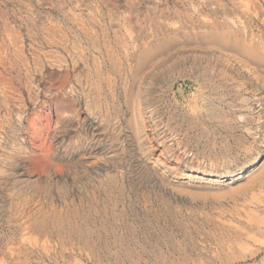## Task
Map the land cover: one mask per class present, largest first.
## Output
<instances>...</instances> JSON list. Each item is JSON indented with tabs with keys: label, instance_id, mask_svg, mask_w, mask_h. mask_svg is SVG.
<instances>
[{
	"label": "rangeland",
	"instance_id": "rangeland-1",
	"mask_svg": "<svg viewBox=\"0 0 264 264\" xmlns=\"http://www.w3.org/2000/svg\"><path fill=\"white\" fill-rule=\"evenodd\" d=\"M107 1L0 0V264H260L264 185L261 198L250 193L224 204L190 191L209 185L213 172L232 177L253 160L263 161L264 60L249 63L252 56H227L213 47L184 51L181 36L144 59L139 52L156 38L146 18L152 11L170 34L179 33L182 19L193 18L200 30L230 25L239 39L256 40L264 50V0ZM179 12L182 17H176ZM134 14L139 19L132 23ZM228 176L213 182L227 183ZM246 209L257 210L261 225L244 235L248 225L239 212ZM224 225L234 238L222 234Z\"/></svg>",
	"mask_w": 264,
	"mask_h": 264
},
{
	"label": "bare ground",
	"instance_id": "bare-ground-1",
	"mask_svg": "<svg viewBox=\"0 0 264 264\" xmlns=\"http://www.w3.org/2000/svg\"><path fill=\"white\" fill-rule=\"evenodd\" d=\"M86 1V0H85ZM88 1V0H87ZM99 1V0H98ZM112 1V0H111ZM128 1V0H127ZM140 1V0H139ZM142 1V0H141ZM140 1V2H141ZM206 1V0H205ZM22 2V1H21ZM25 2V1H24ZM28 2V1H27ZM26 2V3H27ZM61 2V1H60ZM81 2V1H80ZM107 2H109V0L107 1ZM113 2H115V0L113 1ZM118 2V1H117ZM129 2H131V0H129ZM139 2V3H140ZM144 2V1H143ZM147 2V1H146ZM163 2V1H162ZM166 2V1H165ZM217 2V1H216ZM224 2V1H223ZM232 2V1H231ZM245 2V1H244ZM33 3V2H32ZM47 3V2H46ZM75 3V2H74ZM78 3V2H77ZM85 3V2H84ZM112 3V2H111ZM168 3V2H167ZM203 3H204V1H203ZM2 4V3H1ZM45 4V3H44ZM70 4V3H69ZM79 4V3H78ZM88 4V3H87ZM100 4V3H99ZM114 4V3H113ZM138 4V3H137ZM161 4V3H160ZM159 4V5H160ZM164 4V3H163ZM178 4V3H177ZM187 4V3H186ZM193 4V3H192ZM191 4V5H192ZM10 5V4H9ZM59 5V4H58ZM104 5V4H103ZM128 5H130V4H128ZM127 5V7H129ZM136 5V4H135ZM169 5V4H168ZM208 5V4H207ZM220 5H221V7H223V5L224 4H222V3H220ZM238 5V4H237ZM2 6V5H1ZM11 7H12V5H10ZM26 6V5H25ZM57 6V5H56ZM134 6V5H133ZM140 6V5H139ZM155 6H156V4H155ZM167 6V5H166ZM217 6V5H216ZM225 7H226V5H224ZM247 6V5H246ZM7 7H8V5H7ZM79 7V6H78ZM96 7V6H95ZM98 7V6H97ZM153 7V6H152ZM157 7V6H156ZM159 7V6H158ZM179 7V6H178ZM200 7H201V5H200ZM232 7V6H231ZM22 8V7H21ZM26 8V7H25ZM29 8V7H28ZM39 8V7H38ZM48 8V7H47ZM140 8V7H139ZM161 8H163V7H161ZM165 8V7H164ZM177 8V7H176ZM193 8V7H192ZM220 8V7H219ZM3 9V8H2ZM42 9V8H41ZM62 9V8H61ZM67 9V8H66ZM138 9V8H137ZM145 9V8H144ZM147 9V8H146ZM167 9V8H166ZM230 9V8H229ZM53 10V9H52ZM57 10V9H56ZM60 10V9H59ZM129 10V9H128ZM150 10H152V9H150ZM172 10V9H171ZM174 10V9H173ZM213 10V9H212ZM7 11V10H6ZM118 11V10H117ZM138 11V10H137ZM158 11H159V9H158ZM182 11V10H181ZM192 11V10H191ZM220 11V10H219ZM229 11V10H228ZM35 12H36V10H35ZM145 12V11H144ZM168 12V11H167ZM175 12V11H174ZM229 12H231V11H229ZM25 13V12H24ZM119 13V12H118ZM128 13V12H127ZM161 13V12H160ZM171 13V12H170ZM173 13V12H172ZM196 13H198V12H196ZM208 13H209V11H208ZM222 13V12H221ZM10 14V13H9ZM21 14V13H20ZM45 14H47V13H45ZM56 14V13H55ZM58 14V13H57ZM84 14V13H83ZM137 14H139V13H137ZM145 14V13H144ZM209 14H211V13H209ZM220 14V13H219ZM238 14V13H237ZM31 15V14H30ZM37 15V14H36ZM81 15V14H80ZM79 15V16H80ZM130 16H131V14H129ZM143 15V14H142ZM176 15V17H182L181 15H180V12L177 14H175ZM185 15V14H184ZM204 15V14H203ZM233 15V14H232ZM44 16V15H43ZM42 16V17H43ZM56 16V15H55ZM117 16V15H116ZM164 16V15H163ZM212 16V15H211ZM216 16V15H215ZM240 16V15H239ZM262 16V15H261ZM41 17V18H42ZM76 17V16H75ZM114 17V16H113ZM161 16H157V13H156V11H152V15H150V16H148V17H146V18H148V21L151 23V25H152V27H153V30H154V36L156 37L154 40H152L150 43H149V47H148V49H146L147 51L145 52V50L144 51H141V52H139V56H140V58L141 59H144L148 54H151V53H155V52H158V51H160L161 49H164V48H167V47H169V46H171L172 45V43L173 42H175L177 39H179L178 38V36H181V38L183 39V40H179V46H181V47H179L180 49H182V50H184L185 51V49L186 48H189V49H192V50H194L195 49V51H196V49L198 48V49H202L203 51H208V52H210L209 50H210V48L211 47H213V48H215V49H217V50H219L220 51V53L222 52V53H224V54H226L227 56L229 55V54H231V55H233L234 53L235 54H239V55H244V56H247L248 57V55L249 56H252V58L251 57H248V58H250V59H247L246 58V61L247 62H258V61H260V60H264V50L261 48V46L262 45H258V44H256V45H254V43L256 42V40H255V42H253V44H251V43H247V42H245V41H243L242 39H239L240 37H241V34H239V31L238 32H236V30L234 29V27H232V26H223V25H220L218 28H216V27H210L209 25L208 26H206V28L204 29V30H200V28L198 27V25L193 21V18L191 19V18H186V20H184V19H182V21H183V28L180 30L179 28H178V30H180L179 31V33H176V35L175 34H170L169 32H167L166 31V29H165V27L159 22V18H160ZM166 17V16H165ZM209 17V16H208ZM237 17V16H236ZM2 18V17H1ZM8 18V17H7ZM35 18V17H34ZM90 18H92V17H90ZM118 18V17H117ZM130 19H131V21H132V23L133 22H137L138 21V19H139V17L137 16V15H132V17H129ZM201 18V17H200ZM210 18V17H209ZM220 18V17H219ZM232 18V17H231ZM253 18V17H252ZM25 19V18H24ZM62 19V18H61ZM143 19V18H142ZM179 19V18H178ZM243 19V18H242ZM8 20V19H7ZM79 20V19H78ZM115 20H116V18H115ZM118 20V19H117ZM128 20V19H127ZM166 20V19H165ZM181 20V19H180ZM196 20V19H195ZM221 20V19H220ZM248 20V19H247ZM256 20V19H255ZM4 21V20H3ZM14 21V20H13ZM12 21V22H13ZM35 21V20H34ZM109 21V20H108ZM120 21V20H119ZM161 21V20H160ZM198 21H199V19H198ZM203 21V20H202ZM228 21V20H227ZM7 22V21H6ZM39 22V21H38ZM51 22V21H50ZM96 22V21H95ZM127 22V21H126ZM130 22V21H129ZM140 22V21H139ZM204 22V21H203ZM211 22H212V20H211ZM214 22V21H213ZM249 22V21H248ZM260 22V21H259ZM1 23V22H0ZM25 23V22H24ZM144 23V22H143ZM168 23V22H167ZM205 23H208V22H206L205 21ZM170 24V23H169ZM214 24V23H213ZM234 24V23H233ZM245 24V23H244ZM244 24H242V25H244ZM262 24V23H261ZM17 25V24H16ZM26 25V24H25ZM50 25V24H49ZM81 25V24H80ZM140 25V24H139ZM142 25V24H141ZM241 25V24H240ZM132 26V25H131ZM212 26V25H211ZM245 26V25H244ZM260 26V25H259ZM263 26V28H264V25H262ZM9 27V26H8ZM28 27V26H27ZM68 27V26H67ZM105 27V26H104ZM110 27V26H109ZM151 27V28H152ZM240 27V26H239ZM252 27V26H251ZM43 28V27H42ZM125 28H126V26H125ZM237 28V27H236ZM16 29V28H15ZM82 29V28H81ZM108 29V28H107ZM138 29V28H137ZM169 29V28H168ZM247 29V28H246ZM5 30V29H4ZM13 30V29H12ZM20 30V29H19ZM43 30V29H42ZM103 30V29H102ZM129 30H130V27H129ZM245 30V29H244ZM262 30V29H261ZM24 31V30H23ZM64 31V30H63ZM80 31V30H79ZM135 31V30H134ZM248 31V30H247ZM246 31V32H247ZM15 32V31H14ZM41 32V31H40ZM136 32V31H135ZM141 32V31H140ZM174 32V31H173ZM245 32V31H244ZM250 32V31H249ZM45 33V32H44ZM137 33V32H136ZM175 33V32H174ZM254 33V32H253ZM6 34V33H5ZM39 34V33H38ZM49 34V33H48ZM53 34V33H52ZM62 34V33H61ZM68 34V33H67ZM88 34V33H87ZM100 34V33H99ZM126 34H127V32H126ZM247 34V33H246ZM62 35H64V34H62ZM93 35V34H92ZM112 35V34H111ZM147 35V34H146ZM243 35H245V34H243ZM4 36V35H3ZM40 36V35H39ZM49 36H51V34L49 35ZM65 36V35H64ZM71 36V35H70ZM114 36V35H113ZM120 36V35H119ZM118 36V37H119ZM247 36H248V34H247ZM14 37V36H13ZM55 37V36H54ZM121 37H122V35H121ZM8 38H10V37H8ZM7 38V39H8ZM36 38V37H35ZM43 38V37H42ZM59 38H61V37H59ZM106 38H107V36H106ZM144 38V37H143ZM250 39H251V37H249ZM264 38V37H263ZM99 39V38H98ZM124 39V38H123ZM134 39V38H133ZM148 39V38H147ZM244 39V38H243ZM9 40V39H8ZM74 40V39H73ZM109 40V39H108ZM114 40V39H113ZM130 40V39H129ZM247 40V39H246ZM35 41V40H34ZM64 41V40H63ZM97 41V40H96ZM105 41H106V39H105ZM122 41V40H121ZM142 41V40H141ZM36 42V41H35ZM66 42V41H65ZM125 42V41H124ZM149 42V41H148ZM249 42V41H248ZM33 43V42H32ZM46 43V42H45ZM92 43V42H91ZM122 43V42H121ZM258 43V42H257ZM128 44V43H127ZM135 44V43H134ZM143 44V43H142ZM147 44V43H146ZM62 45V44H61ZM126 45V44H125ZM73 46V45H72ZM109 46V45H108ZM127 46V45H126ZM132 46V45H131ZM135 46V45H134ZM145 46V45H144ZM264 46V45H263ZM121 47V46H120ZM77 48V47H76ZM104 48V47H103ZM128 48H130V47H128ZM139 48V47H138ZM171 48V47H170ZM121 49V48H120ZM135 49V48H134ZM172 49V48H171ZM102 50V49H101ZM138 50V49H137ZM167 50H169V49H167ZM105 51V50H104ZM113 51V50H112ZM121 51V50H120ZM125 51V50H124ZM170 51V50H169ZM190 51V50H189ZM81 52V51H80ZM165 52V51H164ZM181 52V51H180ZM125 53H127V51H125ZM185 53V52H184ZM221 53V54H222ZM109 54H110V51H109ZM131 54V53H130ZM166 54V53H165ZM177 54V53H176ZM189 54V53H188ZM198 54V53H197ZM205 54V56H207L206 55V53H204ZM210 54V53H209ZM75 55V54H74ZM133 55V54H132ZM194 55V54H193ZM72 56V55H71ZM78 56V55H77ZM108 56V55H107ZM120 56V55H119ZM190 56V55H189ZM197 56V55H196ZM214 56V55H213ZM80 58H81V55L79 56ZM127 57V56H126ZM125 57V58H126ZM160 57V56H159ZM241 57V56H240ZM71 58V57H70ZM69 58V59H70ZM103 58H104V56H103ZM111 58V57H110ZM114 58V57H113ZM229 58V57H228ZM65 59V58H64ZM63 59V60H64ZM90 59V58H89ZM112 59V58H111ZM133 59H135L134 57H133ZM132 59V60H133ZM151 59V58H150ZM149 59V60H150ZM172 59H173V57H172ZM216 59V58H215ZM8 60V59H7ZM62 60V61H63ZM76 60V59H75ZM84 60V59H83ZM94 60H95V57H94ZM108 60V59H107ZM174 60V59H173ZM5 61V60H4ZM136 61V60H135ZM134 61V62H135ZM151 61H155V60H152L151 59ZM159 61H160V59H159ZM73 62V61H72ZM94 62V61H93ZM169 62V61H168ZM187 62V61H186ZM196 62V61H195ZM206 62V61H205ZM225 62H226V59H225ZM2 63V62H1ZM83 63V62H82ZM99 63V62H98ZM110 63H112V62H110ZM158 63V62H157ZM229 63V62H228ZM244 63V62H243ZM248 63V64H249ZM3 64H4V62H3ZM130 64V63H129ZM176 64V63H175ZM5 65V64H4ZM9 65V64H8ZM76 65V64H75ZM92 65V64H91ZM131 65V64H130ZM133 65V64H132ZM246 65V64H245ZM251 65V64H250ZM253 65H255V64H253ZM10 66V65H9ZM62 66V65H61ZM99 66V65H98ZM154 66V65H153ZM158 66V65H157ZM170 66V65H169ZM173 66V65H172ZM259 66V65H258ZM3 67V66H2ZM54 67V66H53ZM113 67V66H112ZM152 67V66H151ZM159 67V66H158ZM158 67H157V69H158ZM165 67V66H164ZM12 68V67H11ZM89 68H90V66H89ZM134 68V67H133ZM148 68V67H147ZM160 68V67H159ZM171 68V67H170ZM174 68V67H173ZM177 68V67H176ZM263 68V67H262ZM13 69V68H12ZM14 69H15V67H14ZM49 69V68H48ZM50 69H51V67H50ZM130 69V68H129ZM136 69V68H135ZM175 69V68H174ZM196 69V68H195ZM213 69V68H212ZM251 69V68H250ZM6 70V69H5ZM45 70V69H44ZM76 70V69H75ZM93 70V69H92ZM99 70V69H98ZM151 70V69H150ZM237 70V69H236ZM41 71H43V70H41ZM50 71V70H49ZM77 71V70H76ZM75 71V72H76ZM100 71V70H99ZM131 71V70H130ZM146 71V70H145ZM194 71V70H193ZM6 72V71H5ZM58 72V71H57ZM74 72V71H73ZM107 72V71H106ZM140 72V71H139ZM160 72V71H159ZM178 72V71H177ZM204 72V71H203ZM262 72V71H261ZM53 73V72H52ZM55 73V72H54ZM85 73V72H84ZM98 73V72H97ZM141 73V72H140ZM166 73L169 75V72H167L166 71ZM236 73V72H235ZM15 74V73H14ZM49 74H51L50 72H49ZM57 74V73H56ZM78 74V73H77ZM201 74V73H200ZM2 75V74H1ZM4 75V74H3ZM151 75V74H150ZM157 75V74H156ZM178 75V74H177ZM52 76V75H51ZM57 76V75H56ZM65 76V75H64ZM70 76V75H69ZM80 76V75H79ZM128 76V75H127ZM132 76V75H131ZM160 76V75H159ZM251 76V75H250ZM42 77V76H41ZM44 77V76H43ZM46 77V76H45ZM133 77V76H132ZM249 77V76H248ZM253 77V76H252ZM263 77V76H262ZM61 78V77H60ZM65 78V77H64ZM63 78V79H64ZM122 78V77H121ZM173 78V77H172ZM176 78V77H175ZM186 78V77H185ZM20 79V78H19ZM35 79V78H34ZM42 79H44V78H42ZM55 79H57V77H55ZM62 79V80H63ZM108 79V78H107ZM139 79H140V77H139ZM146 79H148V78H146ZM163 79V78H162ZM168 79V78H167ZM210 79V78H209ZM38 80V79H37ZM69 80H70V78H69ZM89 80V79H88ZM91 80V79H90ZM96 80H97V78H96ZM124 80V79H123ZM122 80V81H123ZM138 80V79H137ZM142 80V79H141ZM150 80V79H149ZM165 80V79H164ZM197 80V79H196ZM13 81V80H12ZM20 81V80H19ZM148 81V80H147ZM157 81H158V79H157ZM2 82V81H1ZM5 82V81H4ZM58 81H56L55 82V84L57 83ZM60 82V81H59ZM58 82V83H59ZM64 82V81H63ZM100 82V81H99ZM188 82V81H187ZM39 83V82H38ZM42 83V82H41ZM53 83V82H52ZM51 83V84H52ZM127 83V82H126ZM157 83V82H156ZM202 83V82H201ZM44 84V83H43ZM54 84V83H53ZM52 84V86H55V84L53 85ZM60 84V83H59ZM62 84V83H61ZM61 84L59 85V86H61ZM68 84V83H67ZM151 84V83H150ZM165 84V83H164ZM173 84V83H172ZM217 84H218V82H217ZM45 85V84H44ZM49 84H47V86H48ZM72 85V84H71ZM109 85V84H108ZM129 85V84H128ZM201 85V84H200ZM212 85V84H211ZM220 85V84H219ZM33 86V85H32ZM39 86V85H38ZM46 86V85H45ZM44 86V87H45ZM57 86V85H56ZM144 86V85H143ZM182 86V85H181ZM188 86V85H187ZM262 86V85H261ZM10 87V86H9ZM114 87V86H113ZM129 87V86H128ZM148 87V86H147ZM209 87V86H208ZM47 88V87H46ZM59 88V87H58ZM67 88V87H66ZM138 88V87H137ZM158 88V87H157ZM211 88V87H210ZM5 89V88H4ZM19 89V88H18ZM37 89V88H36ZM127 89V88H126ZM169 89V88H168ZM192 89V88H191ZM219 89V88H218ZM8 90V89H7ZM14 90V89H13ZM31 90V89H30ZM47 90V89H46ZM52 90V89H51ZM125 90V89H124ZM187 90H189V89H187ZM146 91V90H145ZM153 91V90H152ZM171 91V90H170ZM33 92V91H32ZM142 92V91H141ZM215 92V91H214ZM213 92V93H214ZM5 93H7V91L5 92ZM45 93H47L46 91H45ZM203 93V92H202ZM211 93V92H210ZM212 93V94H213ZM63 94H66L65 92L63 93ZM75 94V93H74ZM141 94V93H140ZM167 94V93H166ZM206 94V93H205ZM257 94V93H256ZM33 95V94H32ZM38 95V94H37ZM52 95V94H51ZM58 95H60L59 97H62L61 96V94H58ZM58 95L56 96V97H58ZM125 95V94H124ZM202 95H204V94H202ZM214 95V94H213ZM263 95V94H262ZM71 96V95H70ZM69 96V97H70ZM74 96V95H73ZM136 96V95H135ZM141 96H142V94H141ZM5 97V96H4ZM36 97V96H35ZM55 97V96H54ZM166 97V96H165ZM8 98V97H7ZM30 98V97H29ZM37 98V97H36ZM158 98V97H157ZM169 98V97H168ZM250 98V97H249ZM18 99V98H17ZM16 99V100H17ZM64 99V98H63ZM81 99V98H80ZM136 99V98H135ZM146 99V98H145ZM173 99V98H172ZM258 99V98H257ZM26 100V99H25ZM53 100H54V98H53ZM59 100V99H58ZM66 100V99H65ZM137 100V99H136ZM135 100V101H136ZM156 100V99H155ZM249 100V99H248ZM252 100V99H251ZM28 101V100H27ZM50 101V100H49ZM56 101V100H55ZM61 101H64V100H62V98H61ZM69 101V100H68ZM81 101V100H80ZM79 101V102H80ZM151 101V100H150ZM168 101V100H167ZM20 102V101H19ZM24 102V101H23ZM37 102V101H36ZM54 102V101H53ZM67 102V101H66ZM146 102V101H145ZM164 102V101H163ZM213 102V101H212ZM246 102H247V100H246ZM245 102V103H246ZM263 102V101H262ZM21 103V102H20ZM56 103V102H55ZM60 103V102H59ZM63 103V102H62ZM64 103H65V101H64ZM68 103V102H67ZM71 103H73V102H71ZM162 103V102H161ZM206 103V102H205ZM248 103H249V101H248ZM34 104V103H33ZM57 104V103H56ZM61 104V103H60ZM145 104V103H144ZM148 104V103H147ZM167 104V103H166ZM20 105V104H19ZM24 105V104H23ZM30 105V104H29ZM65 105V107H66V103L64 104ZM71 105V104H70ZM69 105V106H70ZM88 105V104H87ZM87 105H86V108H87ZM134 105V104H133ZM137 105V104H136ZM162 105V104H161ZM254 105V104H253ZM63 106V105H62ZM61 106V107H62ZM180 106H181V104H180ZM204 106V105H203ZM211 106V105H210ZM262 106H264V102H263V105ZM21 107V106H20ZM37 107V106H36ZM42 107V106H41ZM55 107H58V106H55ZM64 107V106H63ZM65 107H64V109H65ZM68 107V106H67ZM73 108H74V106H72ZM161 107V106H160ZM212 107V106H211ZM238 107V106H237ZM22 108V107H21ZM73 108H72V110H73ZM181 108V107H180ZM197 108V107H196ZM216 108V107H215ZM226 108V107H225ZM252 108V107H251ZM34 109H35V107H34ZM38 109H39V107H38ZM56 109V108H55ZM58 109H60L59 107H58ZM62 110H63V108H61ZM133 109H135V108H133ZM139 109V108H138ZM142 109H144V108H142ZM153 109V108H152ZM246 109H247V107H246ZM21 110V109H20ZM30 110V109H29ZM62 110H58V112L57 113H59V112H61ZM68 111H66V112H72L71 111V108L70 109H67ZM75 110V109H74ZM74 110H73V112H74ZM149 110V109H148ZM157 110V109H156ZM232 110V109H231ZM239 110V109H238ZM139 111V110H138ZM166 111H168V110H166ZM169 111H171V110H169ZM255 111V110H254ZM66 112H65V114H66ZM90 112V111H89ZM154 112V111H153ZM156 112V111H155ZM206 112V111H205ZM222 112V111H221ZM256 112V111H255ZM76 113V112H75ZM139 113V112H138ZM141 113V112H140ZM151 113V112H150ZM190 113V112H189ZM193 113H195V112H193ZM200 113V112H199ZM56 114V113H55ZM60 114V113H59ZM63 114V113H62ZM135 114H136V112H135ZM186 114H188V112L186 113ZM235 114V113H234ZM57 115V114H56ZM77 115V114H76ZM180 115V114H179ZM198 115V114H197ZM232 115V114H231ZM257 115V114H256ZM20 116V115H19ZM60 116V115H59ZM135 116V115H134ZM142 116V115H141ZM204 116V115H203ZM206 116V115H205ZM204 116V117H205ZM94 117V116H93ZM150 117V116H149ZM262 117L264 118V112H263V115H262ZM66 118V117H65ZM146 118V117H145ZM210 118H212V117H210ZM241 118V117H240ZM63 119V118H62ZM78 119V118H77ZM140 119V118H139ZM185 119H186V117H185ZM242 119V118H241ZM255 119H257L256 117H255ZM20 120V119H19ZM74 120V119H73ZM85 120H87V119H85ZM143 120V119H142ZM146 120V119H145ZM70 121H71V119H70ZM95 121V120H94ZM136 121V120H135ZM218 121V120H217ZM21 122V121H20ZM27 122V121H26ZM60 122V121H59ZM85 122V121H84ZM91 122V121H90ZM146 122H148V121H146ZM201 122H203V121H201ZM206 122V121H205ZM242 122V121H241ZM262 122V121H261ZM61 123V122H60ZM64 123H65V120H64ZM76 123V122H75ZM140 123V122H139ZM92 124V123H91ZM94 124V123H93ZM171 124V123H170ZM199 124V123H198ZM203 124V123H202ZM260 124V123H259ZM16 125V124H15ZM73 125V124H72ZM69 126V125H68ZM67 126V127H68ZM89 126V125H88ZM137 126V125H136ZM136 126H135V128H136ZM75 127V126H74ZM142 127V126H141ZM163 127V126H162ZM184 127V126H183ZM208 127V126H207ZM212 127V126H211ZM216 127V126H215ZM62 128V127H61ZM72 128V127H71ZM92 128H93V126H92ZM140 128V127H139ZM213 128V127H212ZM91 129V128H90ZM141 129V128H140ZM145 129V128H144ZM197 129V128H196ZM226 129V128H225ZM231 129V128H230ZM186 130V129H185ZM210 130V129H209ZM144 131V130H143ZM164 131V130H163ZM212 131H214V130H212ZM240 131V130H239ZM242 131V130H241ZM254 131V130H253ZM256 131V130H255ZM17 132V131H16ZM199 132H201V131H199ZM218 132H219V130H218ZM23 133V132H22ZM139 133V132H138ZM195 133V132H194ZM212 133V132H211ZM258 133V132H257ZM146 134V133H145ZM251 134V133H250ZM254 133H252V135H253ZM12 135V134H11ZM15 135V134H14ZM60 135V134H59ZM164 135H165V133H164ZM196 135V134H195ZM245 135V134H244ZM261 136L260 137H262V139H261V142L263 143L264 142V131H262L261 132V134H260ZM24 137H26L25 135H23ZM213 136V135H212ZM235 136V135H234ZM253 136H255V135H253ZM257 136V135H256ZM7 137H9V136H7ZM59 137V136H58ZM168 137V136H167ZM211 137V136H210ZM216 137V136H215ZM238 137V136H237ZM15 138V137H14ZM13 138V139H14ZM62 138V137H61ZM163 138V137H162ZM169 138H170V136H169ZM184 138V137H183ZM213 138V137H212ZM211 138V139H212ZM174 139V138H173ZM248 139V138H247ZM256 139V138H255ZM22 140V139H21ZM61 140V139H60ZM166 140V139H165ZM225 140V139H224ZM241 140H243V139H241ZM8 141V140H7ZM13 141V140H12ZM66 141V140H65ZM246 141V140H245ZM164 142V141H163ZM166 142V141H165ZM185 142H186V140H185ZM193 142H195V141H193ZM252 142V141H251ZM251 142H250V144H251ZM259 142V141H258ZM152 143V142H151ZM167 143V142H166ZM210 143V142H209ZM25 144V143H24ZM28 144V143H27ZM60 144V143H59ZM183 144V143H182ZM187 144V143H186ZM226 144V143H225ZM237 144H240V143H238L237 142ZM257 144V143H256ZM19 145V144H18ZM58 145V144H57ZM162 145V144H161ZM228 145V144H227ZM242 145V144H241ZM9 146V145H8ZM167 146V145H166ZM234 146V145H233ZM163 147V146H162ZM199 147V146H198ZM259 147V146H258ZM147 148H149V147H147ZM152 148H153V146H152ZM155 149H156V147H154ZM169 148V147H168ZM260 148V147H259ZM23 149V148H22ZM21 149V150H22ZM70 149V148H69ZM68 149V150H69ZM88 149V148H87ZM144 149V148H143ZM172 149V148H171ZM199 149V148H198ZM211 149V148H210ZM235 149V148H234ZM24 150V149H23ZM67 150V151H68ZM99 150V149H98ZM165 150V149H164ZM179 150V149H178ZM200 150V149H199ZM218 150V149H217ZM260 151H261V149H259ZM86 151V150H85ZM233 151V150H232ZM250 151H252L251 149H250ZM22 152H24V151H22ZM28 152H30V151H28ZM65 152V151H64ZM74 152V151H73ZM87 152V151H86ZM85 152V153H86ZM111 152V151H110ZM148 152V151H147ZM164 152V151H163ZM171 152V151H170ZM173 152V151H172ZM196 152V151H195ZM61 153V152H60ZM63 153V152H62ZM76 153V152H75ZM154 153V152H153ZM177 153H179V152H177ZM255 153V152H254ZM18 154V153H17ZM82 154V153H81ZM80 154V155H81ZM96 154V153H95ZM98 154V153H97ZM201 154V153H200ZM25 155V154H24ZM69 155V154H68ZM67 155V156H68ZM87 155V154H86ZM93 155V154H92ZM144 155V154H143ZM174 155V154H173ZM240 155V154H239ZM252 156H253V154H251ZM257 155V154H256ZM64 156V155H63ZM91 156V155H90ZM200 156V155H199ZM235 156V155H234ZM245 156V155H244ZM15 157V156H14ZM62 157V156H61ZM66 157V156H65ZM75 157V156H74ZM84 157H85V154H84ZM89 157V156H88ZM102 157V156H101ZM100 157V158H101ZM167 157V156H166ZM173 157V156H172ZM178 157V156H177ZM184 157V156H183ZM186 157H188V156H186ZM190 157V156H189ZM259 157V156H258ZM19 158V157H18ZM64 158V157H63ZM91 158H92V156H91ZM95 158V157H94ZM103 158V157H102ZM231 158V157H230ZM248 158V157H247ZM246 158V159H247ZM250 158V157H249ZM263 158V157H262ZM69 159V158H68ZM79 159H81L80 157H79ZM78 159V160H79ZM87 159V158H86ZM89 159V158H88ZM97 159V158H96ZM95 159V160H96ZM157 159V158H156ZM174 159V158H173ZM185 159V158H184ZM239 159V158H238ZM237 159V160H238ZM258 159V158H257ZM257 159H255V160H253L252 161V163L249 165V166H247V165H245V167H242V168H240L239 170H237V174L236 175H233L232 177H229L228 176V174L227 175H225L222 171L221 172H213V173H211V174H209V176L210 175H215L214 177H216V178H214V180L213 181H220V180H225V179H223V178H226L227 176H228V182L227 183H225V182H222V183H220V184H217L216 185V183L214 184V182L213 181H211L210 182V184L209 185H207V184H205V185H201L200 187H193L192 189L194 190L193 192H191L190 191V193L193 195V196H195L196 198H198V199H201V200H203V201H205V202H209V203H215V202H217V203H223L224 201H226V200H236L237 198H240V196H245V197H247L250 193H252V195H250L249 197H251V199H256V198H261V197H263L262 196V188H263V185H264V159H263V161L262 162H257ZM25 160V159H24ZM99 160V159H98ZM138 160V159H137ZM136 160V161H137ZM158 160V159H157ZM176 160V159H175ZM197 160V159H196ZM202 160V159H201ZM229 160V159H228ZM260 160V159H259ZM20 161V160H19ZM26 161H28V160H26ZM88 161V160H87ZM92 161H94L93 159H92ZM134 161V160H133ZM184 161V160H183ZM185 161H187V159H185ZM191 161V160H190ZM30 162V161H29ZM95 162V161H94ZM94 162H92L91 163V161L89 162V164H93ZM99 162H103V161H99ZM157 162V161H156ZM182 162V161H181ZM200 162V161H199ZM208 162V161H207ZM234 162V161H233ZM238 162V161H237ZM239 162H240V160H239ZM26 163H28V162H26ZM74 163V162H73ZM76 163V162H75ZM78 163H80V162H78ZM83 163V162H82ZM85 163V162H84ZM96 164H94V165H97L98 163L97 162H95ZM137 163V162H136ZM180 163V162H179ZM25 164V163H24ZM23 164V165H24ZM88 164V165H89ZM103 164H105V162L103 163ZM107 164V163H106ZM151 164V163H150ZM202 164V163H201ZM223 164V163H222ZM229 164V163H228ZM238 163H236V165H237ZM242 164V163H241ZM29 165V164H28ZM78 165V164H77ZM141 165H142V163H141ZM144 165V164H143ZM185 165V164H184ZM188 165V164H187ZM231 165H233V164H231ZM85 166V165H84ZM136 166V165H135ZM138 166H139V164H138ZM157 166V165H156ZM205 166V165H204ZM208 166V165H207ZM221 166V165H220ZM225 166H227V165H225ZM224 166V167H225ZM234 166V165H233ZM30 167V166H29ZM77 167V166H76ZM94 167V166H93ZM212 167V166H211ZM23 168V167H22ZM25 168V167H24ZM69 168V167H68ZM136 168V167H135ZM138 168V167H137ZM222 168V167H221ZM21 169V168H20ZM72 169V168H71ZM160 169V168H159ZM165 169V168H164ZM185 169V168H184ZM215 169V168H214ZM217 169V168H216ZM229 169V168H228ZM89 170H90V167H89ZM166 170V169H165ZM226 170V169H225ZM29 171V170H28ZM83 171V170H82ZM137 171V170H136ZM144 171V170H143ZM146 171V170H145ZM157 171V170H156ZM160 171V170H159ZM162 171V170H161ZM25 172H26V170H25ZM147 172V171H146ZM151 172V171H150ZM178 172V171H177ZM188 172V171H187ZM207 172V171H206ZM24 173V172H23ZM31 173V172H30ZM192 173V172H191ZM227 173V172H226ZM61 174V173H60ZM123 174V173H122ZM166 174V173H165ZM173 174H174V172H173ZM27 175V174H26ZM31 175V174H30ZM121 175V174H120ZM155 175V174H154ZM156 175H157V173H156ZM162 175V174H161ZM167 175V174H166ZM170 175V174H169ZM182 175V174H181ZM188 175H190V174H188ZM208 175V174H207ZM24 176V175H23ZM67 176V175H66ZM75 176V175H74ZM143 176V175H142ZM149 176V175H148ZM160 176V175H159ZM175 176H177V175H175ZM180 176V175H179ZM191 176V175H190ZM48 177V176H47ZM61 177H63V176H61ZM162 177V176H161ZM164 177V176H163ZM167 177V176H166ZM193 177V176H192ZM192 177H190L191 179L190 180H192ZM198 177V176H197ZM55 178V177H54ZM68 178V177H67ZM71 178H72V176H71ZM158 178V177H157ZM169 178V177H168ZM177 178V177H176ZM195 178H196V176H195ZM201 178V177H200ZM56 179V178H55ZM109 179V178H108ZM114 179V178H113ZM115 179H116V177H115ZM114 179V180H115ZM152 179V178H151ZM210 179V178H209ZM226 179V180H227ZM46 180V179H45ZM72 180V179H71ZM155 180H156V178H155ZM163 180H166V179H163ZM47 181V180H46ZM65 181V180H64ZM77 181V180H76ZM112 181V180H111ZM121 181V180H120ZM151 181V180H150ZM158 181H159V179H158ZM166 181H168V180H166ZM187 181V180H186ZM200 181H202V180H200ZM54 182H56V181H54ZM101 182V181H100ZM165 182V181H164ZM173 182H176V181H173ZM207 182V181H206ZM44 183H45V181H44ZM73 183V182H72ZM76 183V182H75ZM112 183H113V181H112ZM152 183V182H151ZM155 183V182H154ZM165 183H167V182H165ZM171 183V182H170ZM187 183H188V181H187ZM219 183V182H218ZM47 184V183H46ZM54 184V183H53ZM77 184V183H76ZM105 184V183H104ZM50 185H51V183H50ZM69 185V184H68ZM99 185V184H98ZM158 185V184H157ZM156 185V186H157ZM62 186H64V185H62ZM103 186V185H102ZM108 186H109V184H108ZM169 186V185H168ZM187 186V185H186ZM194 186V185H193ZM49 188H50V186H48ZM59 187V186H58ZM68 187V186H67ZM94 187V186H93ZM97 187V186H96ZM173 187V186H172ZM77 188V187H76ZM182 188V187H181ZM102 189V188H101ZM122 189V188H121ZM168 189V188H167ZM184 189V188H183ZM69 190V189H68ZM107 190V189H106ZM111 190H112V188H111ZM123 190V189H122ZM125 190V189H124ZM176 190V189H175ZM181 190V189H180ZM179 190V191H180ZM87 191H89V190H87ZM96 191V190H95ZM171 191V190H170ZM177 191V190H176ZM81 192V191H80ZM84 192V191H83ZM93 192V191H92ZM98 192H99V190H98ZM121 191H119V193H120ZM65 193V192H64ZM86 193V192H85ZM102 193V192H101ZM100 193V194H101ZM107 193V192H106ZM183 193H185V192H183ZM188 193V192H187ZM80 194V193H79ZM110 194V193H109ZM117 194V193H116ZM72 195V194H71ZM88 195V194H87ZM99 195V194H98ZM106 195V194H105ZM175 195V194H174ZM187 195V194H186ZM84 196V195H83ZM89 196V195H88ZM101 196V195H100ZM71 197V196H70ZM80 197V196H79ZM78 197V198H79ZM85 197V196H84ZM173 197V196H172ZM81 198H82V196H81ZM89 198V197H88ZM91 198V197H90ZM108 198V197H107ZM193 198V197H192ZM109 199H110V197H109ZM78 200V199H77ZM88 200V199H87ZM103 200V199H102ZM197 200V199H196ZM97 201V200H96ZM93 202H94V200H93ZM99 202V201H98ZM236 202V201H235ZM244 202V201H243ZM90 203V202H89ZM96 203V202H95ZM100 204H101V202H99ZM227 203V202H226ZM74 204H76V202L74 203ZM87 204V203H86ZM113 204V203H112ZM111 204V205H112ZM224 204V203H223ZM97 205V204H96ZM102 205V204H101ZM107 205V204H106ZM212 205H214V204H212ZM73 206V205H72ZM71 206V207H72ZM90 206V205H89ZM117 206H119L117 203H116V207ZM159 206V205H158ZM209 206V205H208ZM218 206V205H217ZM231 206V205H230ZM64 207V206H63ZM67 207V206H66ZM83 207H84V205H83ZM105 207V206H104ZM165 207V206H164ZM201 207V206H200ZM205 207V206H204ZM213 207V206H212ZM211 207V208H212ZM223 207V206H222ZM260 207V206H259ZM82 208V207H81ZM106 208V207H105ZM161 208V207H160ZM215 208V207H214ZM74 209V208H73ZM96 209V208H95ZM154 209V208H153ZM190 209V208H189ZM235 209V208H234ZM81 210V209H80ZM91 210V209H90ZM97 210V209H96ZM104 210V209H103ZM152 210V209H151ZM159 210V209H158ZM163 210V209H162ZM247 211H244V212H239V213H243L244 214V216H245V218H246V222H247V231H245V233H242V234H249V233H251V232H254L255 231V229L256 228H258V227H260V225H261V219L259 218L260 217V215H258V214H256L257 213V210L256 211H249L248 209H246ZM71 211V210H70ZM76 211V210H75ZM109 211V210H108ZM154 211V210H153ZM203 211V210H202ZM211 211V210H210ZM228 211V210H227ZM226 211V212H227ZM63 212V211H62ZM73 212V211H72ZM78 212V211H77ZM89 212V211H88ZM102 212H104V211H102ZM110 212V211H109ZM112 212V211H111ZM186 212V211H185ZM216 212V211H215ZM96 213V212H95ZM176 213H177V210H176ZM179 213V212H178ZM191 213V212H190ZM200 213V212H199ZM202 213V212H201ZM222 213V212H221ZM71 214V213H70ZM79 214V213H78ZM83 214H85V213H83ZM90 214V213H89ZM192 214H193V212H192ZM207 214H208V212H207ZM243 214L241 215V216H243ZM80 215V214H79ZM78 215V216H79ZM109 215H110V213H109ZM131 215V214H130ZM142 215H144V214H142ZM147 215V214H146ZM205 215V214H204ZM210 215V214H209ZM66 216V215H65ZM72 216V215H71ZM117 216V215H116ZM188 216V215H187ZM194 216V215H193ZM74 217V216H73ZM93 217V216H92ZM239 217V216H238ZM84 218V217H83ZM128 218V217H127ZM205 218V217H204ZM219 218V217H218ZM243 218V217H242ZM203 219V218H202ZM84 220H86V219H84ZM92 219H90V221H91ZM107 220V219H106ZM122 220V219H121ZM244 220V219H243ZM77 221V220H76ZM102 221V220H101ZM105 221V220H104ZM110 221V220H109ZM124 221V220H123ZM95 222V221H94ZM98 222V221H97ZM108 222V221H107ZM120 222V221H119ZM131 222V221H130ZM71 223V222H70ZM69 223V224H70ZM103 223V222H102ZM249 223V224H248ZM74 224V223H73ZM90 224V223H89ZM96 224V223H95ZM100 224V223H99ZM98 224V225H99ZM120 224V223H119ZM146 224V223H145ZM104 225V224H103ZM89 226V225H88ZM132 226H134V225H132ZM148 226V225H147ZM71 227V226H70ZM73 227V226H72ZM123 227V226H122ZM67 228V227H66ZM81 228V227H80ZM101 228H102V226H101ZM108 228V227H107ZM126 228V227H125ZM140 228V227H139ZM143 228V227H142ZM224 228H225V230H224V232H222V234H224L226 237H228V238H234V236H233V230L228 226V225H224ZM74 228H72V230H73ZM141 229V228H140ZM106 230V229H105ZM132 230V229H131ZM134 230V229H133ZM124 231V230H123ZM128 231V230H127ZM146 231V230H145ZM97 232V231H96ZM109 232V231H108ZM115 232V231H114ZM262 233V232H261ZM84 234H85V232H84ZM108 234V233H107ZM235 234V233H234ZM64 235V234H63ZM70 235V234H69ZM98 235V234H97ZM236 235V234H235ZM75 236V235H74ZM82 236V235H81ZM136 236V235H135ZM83 237V236H82ZM92 237V236H91ZM104 237H105V235H104ZM131 237V236H130ZM123 238V237H122ZM156 238V237H155ZM235 238H237V239H239L240 237L239 236H237L236 235V237ZM74 239V238H73ZM107 239V238H106ZM135 239V238H134ZM144 239V238H143ZM254 239V238H253ZM110 240V239H109ZM137 240V239H136ZM148 240V239H147ZM150 240V239H149ZM156 240V239H155ZM249 240H251V239H249ZM86 241V240H85ZM127 241V240H126ZM131 241V240H130ZM135 241V240H134ZM141 241V240H140ZM139 241V242H140ZM160 241V240H159ZM240 242H241V240H239ZM132 242V241H131ZM147 242V241H146ZM28 243V242H27ZM93 243V242H92ZM127 243V242H126ZM157 243V242H156ZM235 243V242H234ZM264 243V242H263ZM78 244V243H77ZM116 244H117V242H116ZM123 244V243H122ZM236 244V243H235ZM254 244V243H253ZM261 243H259V245H260ZM100 245V244H99ZM104 245V244H103ZM102 245V246H103ZM107 245V244H106ZM135 245V244H134ZM145 245V244H144ZM264 245V244H263ZM19 246H21V243H20V245ZM19 246H18V248H19ZM85 246V245H84ZM105 246V245H104ZM108 246V245H107ZM98 247V246H97ZM85 248V247H84ZM95 248V247H94ZM107 248V247H106ZM111 248V247H110ZM117 248V247H116ZM153 248V247H152ZM240 248V247H239ZM263 248V247H262ZM104 249V248H103ZM107 250V249H106ZM162 250V249H161ZM239 250V249H238ZM241 251H242V249H240ZM245 250V249H244ZM134 251V250H133ZM259 251V250H258ZM139 252V251H138ZM242 252H244V251H242ZM246 252H247V250H246ZM25 253V252H24ZM122 253V252H121ZM249 253V252H248ZM26 254V253H25ZM24 254V255H25ZM138 254H140V253H138ZM157 254V253H156ZM247 254V253H246ZM144 255V254H143ZM8 256H10V254L8 255ZM111 256V255H110ZM115 256V255H114ZM149 256V255H148ZM161 256V255H160ZM236 256V255H235ZM240 256V255H239ZM249 256V255H248ZM258 256V255H257ZM90 257V256H89ZM104 257V256H103ZM117 257V256H116ZM143 257V256H142ZM52 258V257H51ZM145 258V257H144ZM161 258V257H160ZM238 258V257H237ZM13 259V258H12ZM53 259V258H52ZM102 259V258H101ZM151 259V258H150ZM255 259V258H254ZM14 260V259H13ZM115 260V259H114ZM135 261V260H134ZM141 261V260H140ZM139 261V262H140ZM155 261V260H154ZM234 261V260H233ZM254 261V260H253ZM230 262H231V260H230ZM239 262V261H238ZM245 262V261H244ZM145 263V262H144ZM167 263V262H166ZM234 263V262H233ZM242 263H243V261H242ZM119 264V263H118ZM155 264V263H154ZM260 264H264V258H262L261 259V263Z\"/></svg>",
	"mask_w": 264,
	"mask_h": 264
}]
</instances>
